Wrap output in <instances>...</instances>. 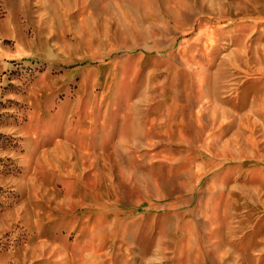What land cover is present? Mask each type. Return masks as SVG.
<instances>
[{
  "label": "rangeland",
  "instance_id": "obj_1",
  "mask_svg": "<svg viewBox=\"0 0 264 264\" xmlns=\"http://www.w3.org/2000/svg\"><path fill=\"white\" fill-rule=\"evenodd\" d=\"M0 264H264V0H0Z\"/></svg>",
  "mask_w": 264,
  "mask_h": 264
}]
</instances>
